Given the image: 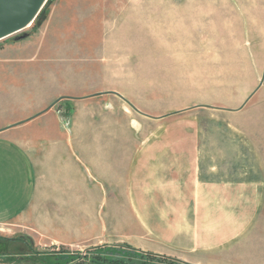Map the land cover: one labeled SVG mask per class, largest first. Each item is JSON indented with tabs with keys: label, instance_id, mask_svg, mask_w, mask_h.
<instances>
[{
	"label": "rangeland",
	"instance_id": "obj_1",
	"mask_svg": "<svg viewBox=\"0 0 264 264\" xmlns=\"http://www.w3.org/2000/svg\"><path fill=\"white\" fill-rule=\"evenodd\" d=\"M5 46L35 52L66 90L46 89L62 96L39 110L35 209L0 225V264H74L101 247L176 264L141 250L139 215L156 207L144 161L173 148L264 161V0H48Z\"/></svg>",
	"mask_w": 264,
	"mask_h": 264
},
{
	"label": "crops",
	"instance_id": "obj_2",
	"mask_svg": "<svg viewBox=\"0 0 264 264\" xmlns=\"http://www.w3.org/2000/svg\"><path fill=\"white\" fill-rule=\"evenodd\" d=\"M21 53L15 46L0 51V225L35 209L36 127L49 113L39 110L62 96L48 86L64 83L66 90L61 73L37 69L35 52ZM233 157L173 148L144 161L143 205L156 207L154 217L144 209L139 215L150 243L142 251L184 264H264V161L258 154L247 164ZM107 162L113 167L115 160ZM126 203L137 201L128 196Z\"/></svg>",
	"mask_w": 264,
	"mask_h": 264
},
{
	"label": "water",
	"instance_id": "obj_3",
	"mask_svg": "<svg viewBox=\"0 0 264 264\" xmlns=\"http://www.w3.org/2000/svg\"><path fill=\"white\" fill-rule=\"evenodd\" d=\"M44 0H0V39L18 33L41 9Z\"/></svg>",
	"mask_w": 264,
	"mask_h": 264
},
{
	"label": "trees",
	"instance_id": "obj_4",
	"mask_svg": "<svg viewBox=\"0 0 264 264\" xmlns=\"http://www.w3.org/2000/svg\"><path fill=\"white\" fill-rule=\"evenodd\" d=\"M112 248H97L94 250L95 253H93V256L91 257H84L78 262L75 261L74 264H152L153 262H149L150 258H157L155 256H150L148 253H142L138 254L135 250L131 249L129 252H125L126 254L124 257L119 256H112ZM168 258V257H166ZM171 260L172 262H175L176 264H184L182 262H179L174 259H167ZM59 261V260H58ZM61 262H54V264H60Z\"/></svg>",
	"mask_w": 264,
	"mask_h": 264
},
{
	"label": "bare ground",
	"instance_id": "obj_5",
	"mask_svg": "<svg viewBox=\"0 0 264 264\" xmlns=\"http://www.w3.org/2000/svg\"><path fill=\"white\" fill-rule=\"evenodd\" d=\"M47 1L48 0H44L43 1L42 6H41V9L39 10V12L32 19H30L19 32L24 31L25 29H27V27H29L30 25H32V23L35 21L36 17L38 16V14L40 13V11L42 10V8L44 7V5L46 4ZM1 40H3V39H0V41Z\"/></svg>",
	"mask_w": 264,
	"mask_h": 264
}]
</instances>
